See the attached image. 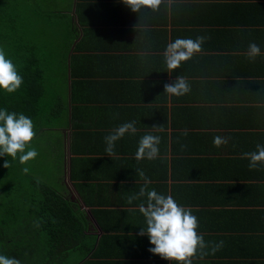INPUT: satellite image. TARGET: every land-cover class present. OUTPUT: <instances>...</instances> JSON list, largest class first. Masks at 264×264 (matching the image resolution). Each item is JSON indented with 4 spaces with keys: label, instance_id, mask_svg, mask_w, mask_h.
<instances>
[{
    "label": "crops",
    "instance_id": "crops-1",
    "mask_svg": "<svg viewBox=\"0 0 264 264\" xmlns=\"http://www.w3.org/2000/svg\"><path fill=\"white\" fill-rule=\"evenodd\" d=\"M71 4L69 22L75 30L66 58L76 83L73 117L61 133L69 144L80 142L84 148L76 154L68 146L65 158L100 157L110 161L106 168L112 173L104 179L79 180L87 183L84 194L96 201L93 205L75 190L100 256L90 263L176 264L149 252L154 245L147 235H139L146 222L138 206L146 197L131 204L128 198L139 192L145 179L135 167L124 169L118 162L115 172L113 166L121 157L135 156L139 139L151 133L160 137L153 181L157 192L191 210L198 220L197 232L208 244L198 250L192 264H232L233 259L239 264H264L262 169L256 175L235 172L237 166L227 163L228 157H240L255 151L257 143L264 144V0H161L157 10L138 12L122 0H71ZM197 36L206 38L201 51L169 71L166 46L178 37ZM253 41L261 54L249 60L247 47ZM177 76L190 87L180 97L165 92V84H173ZM113 110L143 114L147 122L137 119L135 134H125L109 155L104 137L117 127ZM216 135L227 137L228 143L214 147ZM198 141V156L204 161L197 170L176 167V160L193 156L192 151L183 152L187 143ZM232 144L243 150L232 154ZM151 161L142 164L144 174L152 170ZM153 184H148L149 190ZM96 209H104V214L94 213ZM220 241L223 247L213 254L212 246ZM240 252L256 255L235 257Z\"/></svg>",
    "mask_w": 264,
    "mask_h": 264
},
{
    "label": "trees",
    "instance_id": "trees-1",
    "mask_svg": "<svg viewBox=\"0 0 264 264\" xmlns=\"http://www.w3.org/2000/svg\"><path fill=\"white\" fill-rule=\"evenodd\" d=\"M71 5V0H0V48H3L6 57L13 61L23 77V83L16 92L9 94L0 90V109L22 113L29 117L33 121L36 134L37 127H40L41 131H47L53 138L57 133L62 138V141L54 140L58 150L57 158L47 170L39 165L42 162L39 156L26 164L19 162V153L16 159L0 156V255L14 257L20 261V264H91L93 258L100 257L99 252L94 248V233L89 230L91 222L80 206L78 197H72L71 194L73 186L87 205H93L96 201L90 202L84 194L87 183L83 181L82 184L79 180L83 177L87 179L97 176L104 179L106 174H112L110 171L107 172L106 168L110 161L106 160L105 163L100 161L102 158L93 156L65 158L68 153L65 152V148L68 146L70 152L76 154H80L84 148L80 142L71 141L69 144L67 139L65 141V136L62 137V129H54L55 126L64 128L67 125L65 122L70 116L73 117L71 100L72 88L76 81L70 77L73 72L72 65L70 69L69 61L65 58L64 63L65 66L67 65L65 83L61 75L55 74L53 78L50 77L51 83L46 87L45 74L51 68L50 55L43 53L41 43L35 45L41 42L44 36H48L46 17L49 15L48 21L56 25L49 34L53 37L64 31L68 41L65 45V57L68 56L72 33L75 30V27L71 30L69 22L68 12ZM255 30L253 29L252 32ZM217 34L221 35L220 32ZM52 69L55 70V66H52ZM68 69L72 71L71 75ZM113 111V113L117 112L115 126L129 121H135L136 125L137 119L146 121L143 114L122 115L119 111ZM47 112L55 117L49 124L47 120L50 119H46ZM124 117L129 119L126 118L123 120L125 122L120 123ZM34 138L31 143L34 142ZM125 138L124 136L123 140ZM31 143L28 147L34 148ZM198 144L199 141L187 143V148L183 152L192 151L193 156L176 160L175 166L182 164L193 171L197 170L201 161H204L198 156L201 152ZM229 149L232 154H236L243 150V147L232 144ZM121 158L113 165L115 172L119 163L124 169L128 166L141 169L142 164L147 160L137 161L135 156ZM7 160L9 168L3 167ZM155 161L156 159L151 161L152 170H148L145 174L147 179L151 178V184L155 181ZM227 163L237 166L235 172L239 170L241 173L249 172L256 175L257 169L260 168L261 176L264 175V165L249 169V161L243 155L228 157ZM81 166H84V169H81ZM25 167L30 170L27 174L22 171ZM53 168H57L56 175L47 177L39 175L40 171L53 173ZM64 174L68 176L65 177ZM101 184L103 182L97 186L98 191L101 189ZM151 189L157 191L154 184ZM97 203L95 205H100ZM100 210L104 214V209H96L94 213ZM249 255L255 256L256 253L240 252L235 257L243 258ZM232 264L239 263L233 259Z\"/></svg>",
    "mask_w": 264,
    "mask_h": 264
},
{
    "label": "clouds",
    "instance_id": "clouds-1",
    "mask_svg": "<svg viewBox=\"0 0 264 264\" xmlns=\"http://www.w3.org/2000/svg\"><path fill=\"white\" fill-rule=\"evenodd\" d=\"M131 11L138 12L142 8L157 10L161 0H122ZM204 36L196 39L177 38L169 43L164 52L165 64L169 71L179 68L182 62L190 60L200 52L205 43ZM261 54V47L256 42H250L247 47V58L254 60ZM23 83V77L19 74L13 61L6 57L3 48H0V90L11 94L16 92ZM190 91L188 82L182 76H177L173 84H165V92L176 97L183 96ZM135 121L125 122L118 125L112 132L104 137L105 151L111 155L114 153L116 142L125 134H135ZM33 121L24 114L8 112L0 109V156L16 159L26 164L37 157L35 148H29L35 137ZM228 143V138L221 135L213 137V146L220 148ZM160 137L151 133L143 135L138 142L135 159L155 160L159 156ZM243 157L249 161V169H256L258 165H264V144L257 143L256 150L243 153ZM3 167L9 168L8 160ZM22 171L27 174L30 170L25 167ZM137 174L145 179V184L138 193L129 196L128 203L146 197V202L141 201L139 211L145 218L146 228H141L139 235H147L151 245L149 252L160 256L176 264H192V258L198 250L208 248L203 236L197 232L198 220L190 209L180 206L171 196H165L156 190L148 189L150 181L147 180L143 170L137 169ZM223 241L214 244L211 252L214 254L221 247ZM207 255L206 252L202 253ZM0 264H20L14 257L0 255Z\"/></svg>",
    "mask_w": 264,
    "mask_h": 264
},
{
    "label": "rangeland",
    "instance_id": "rangeland-1",
    "mask_svg": "<svg viewBox=\"0 0 264 264\" xmlns=\"http://www.w3.org/2000/svg\"><path fill=\"white\" fill-rule=\"evenodd\" d=\"M48 18H49V15H47V17H46V20H47L46 21L47 22L46 33L48 34V36H44V38L41 42L35 44V45H40V43H41V45L43 46L42 47L43 53H48L50 55L49 66L51 68L49 71H47V74H45V78H46L45 86L46 87L48 86V84L51 83V79L55 76V74L61 75L62 80L64 81L63 83H65L66 74H67V65L65 66V63H64V59L66 58L65 57V45L67 44V43H65V42H67L66 35L63 31V33L51 37L49 33H50L52 27H54L56 25L49 22ZM33 28L35 29V27H33ZM63 34H64V36H62ZM69 52H70V50H69ZM52 66H55V70L52 69ZM50 77H52V78H50ZM50 86H53V85H50ZM54 118L50 112H47V118L46 119H50V120H47L48 124L50 122H52ZM67 122L69 123V120ZM67 122H65V123H67ZM68 123H67V125H69ZM37 128H38V133L35 135V138H34L35 140L33 143H31V145L32 144L34 145V148L38 152L37 156H39L42 160V162L39 165L44 170H47V167L49 165L53 164L54 160L57 158L58 150H57V146L55 144V141H57V140L62 141V138L59 135V133H57L58 137L56 136L55 138H53L51 135H49V133H47V131L43 132L40 130V127H37ZM54 129H57V130L63 129V126H61L60 128L55 126ZM61 132H63V131H61ZM62 137H63V135H62ZM65 152H67V148H65ZM69 156H70V154H69ZM72 156H74V155H72ZM66 167H67V164H66ZM52 171H53V173H50V174H47L43 171H40L39 175L42 177H47L49 175H56L57 168H53ZM64 175H65V177L68 176L67 174H64ZM72 189H73V193L71 194V196L75 197L77 195V193L73 187H72Z\"/></svg>",
    "mask_w": 264,
    "mask_h": 264
}]
</instances>
